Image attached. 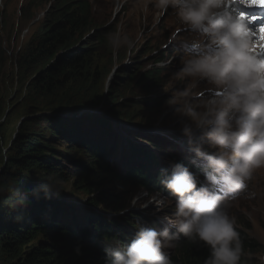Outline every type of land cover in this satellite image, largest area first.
<instances>
[{
    "label": "clouds",
    "instance_id": "clouds-1",
    "mask_svg": "<svg viewBox=\"0 0 264 264\" xmlns=\"http://www.w3.org/2000/svg\"><path fill=\"white\" fill-rule=\"evenodd\" d=\"M232 2L154 0L160 15L171 11L180 24L174 39L183 51L180 66L171 75L184 82L183 87L172 89L157 123L170 113L176 118L179 132L171 139L187 149L188 154H179L187 163H172L176 155L167 152L172 143L165 144L166 151L155 148L153 154L164 164L155 187L163 189L145 187L130 204L159 210L171 201L174 219L168 216L165 226L154 222L148 226L147 218L137 212L136 224L117 219L112 230L118 236L94 238L104 249V264H174L173 248L183 239L208 250L203 264H241L243 241L230 209L241 195H255L246 191L248 182L264 169V32L253 30L248 19L232 10ZM180 33L190 36L181 40ZM107 39L116 51L135 46L121 31ZM175 59L157 60L156 67L167 68ZM108 117L124 126V120ZM132 136L136 143L149 146V141L138 142ZM44 191L45 198L51 199L47 187ZM17 195L21 197L17 203L27 201L26 194L17 191ZM240 229L252 239L245 228ZM75 251L82 254L79 245Z\"/></svg>",
    "mask_w": 264,
    "mask_h": 264
},
{
    "label": "trees",
    "instance_id": "trees-1",
    "mask_svg": "<svg viewBox=\"0 0 264 264\" xmlns=\"http://www.w3.org/2000/svg\"><path fill=\"white\" fill-rule=\"evenodd\" d=\"M36 1L41 0H31L27 6L30 7ZM48 1L50 6L45 11L42 25L37 29L30 43L20 52L15 71L8 74L2 27H0V108L4 106L2 93L8 83L17 84L21 90H24V99L30 100L28 103L33 110L44 114L35 118L38 125L44 124L46 131L50 132L47 138V135L34 133L30 127H26L19 137L18 148L13 149L11 156H8V165L9 162L20 164L16 171L30 166L48 174V178L66 181L65 167L59 161L60 156L55 154L58 152L56 145L60 142L73 143L77 149L91 156L90 160H92L90 163L80 161V171L72 173L75 188L88 193L101 183L94 180L96 175L105 174L106 178H112L113 183L124 181L142 188L159 189L155 187V179L160 174V170L164 169V164L153 152L155 148L162 151L163 147L153 143L149 138L151 135H135L136 139L141 137L149 141V146L138 144L133 140V146L123 152L115 149L118 143H112L109 150L107 144L114 136L108 128L112 124L115 126L119 124L105 117L102 127L82 130L78 127L80 122H73L67 118L68 114L77 112L81 107L92 108L102 102L101 97L96 99L93 94V89L102 76L99 68L92 64L93 52L99 46L111 49L107 38L113 25L104 27L103 24H97L98 18L95 17L91 0ZM2 22L5 25L6 21ZM151 52L152 50L149 49L147 55ZM162 58L160 56L158 60ZM157 62L155 61L152 69L144 71L142 81L140 80L147 85H155V87L148 86L149 94L140 100H143L148 109L153 111L148 121L149 126L155 125V109L165 99L164 97L158 99L155 94L158 83L161 82L159 76L165 70L156 67ZM115 83L117 84L116 79L114 86ZM118 101L112 102L111 109L106 105L105 112L127 122L134 121L136 113L130 110L122 111L121 104H116ZM1 130L3 129L0 123ZM1 138L5 139V136H0L2 173L0 186L6 189V170L10 172V168L7 166L2 168L6 154ZM159 154L164 155L162 152ZM182 157V155L173 156L171 161L186 164L187 160ZM18 174L17 172L13 176ZM17 191L26 194L28 201L19 206L16 213L11 209L5 216L0 214V256L5 257V264H90L93 260H98L97 263L104 262V249L94 238L98 234L118 236V233L112 230L113 224L97 222L94 215H86L89 226H84L80 221L76 223L78 213H72L68 219H63L62 216L66 215L63 210L41 199L37 193L33 194L23 189ZM7 192L8 190L6 194ZM3 195L4 192L2 198ZM101 199L102 194H99L92 197L89 202L97 205L103 202ZM134 213L130 212L123 220L133 224L137 218ZM13 214L14 217L11 219ZM95 230L98 234H95ZM238 231L243 241L241 264H246L247 254L257 252L259 244L255 240L248 239L242 229L239 228ZM77 245L80 246L82 254H77L75 251ZM207 255L208 250L202 245H194L183 239L177 246L176 254L171 257L174 264H203Z\"/></svg>",
    "mask_w": 264,
    "mask_h": 264
},
{
    "label": "rangeland",
    "instance_id": "rangeland-1",
    "mask_svg": "<svg viewBox=\"0 0 264 264\" xmlns=\"http://www.w3.org/2000/svg\"><path fill=\"white\" fill-rule=\"evenodd\" d=\"M30 1L0 0V9L2 10L0 27H2L1 32L3 33L7 58V74L15 71L16 61L20 52L30 43L37 29L42 25L45 11L50 6V1L41 0L28 7L27 5ZM241 1L247 3L249 0ZM91 2L95 17L98 18L97 24H103V26L113 25L110 34L114 31L126 33L130 39L135 41V46L131 49L121 47L118 51L112 47L108 49L106 46H99L93 52L94 60L92 64L94 67L99 68L100 75H102L93 89V94L96 99L101 97L102 102L92 108L81 107L77 112L68 114L67 118H70L73 122H80L78 127L82 130L102 127L105 117L108 118L109 116L105 112L106 105L111 109L112 102L119 100L116 104H121L122 111H134L136 115L134 116V121L129 120L130 123L124 120L125 123L121 120L124 123L122 127L112 124L108 128L114 136L112 137L113 140L107 144L109 150H111L112 143H118L115 149L121 152L125 151L130 146H133L132 135L138 134V136L151 135L149 138L153 140V143H158L163 147L164 149L161 148L163 151L167 149L165 148L166 143V146L168 143H172V147L167 149L170 154H188L184 146L171 139L173 133L179 132L176 118L170 113L164 117L162 122L157 123L164 110L165 101L172 94V89L184 86L183 81L176 80L171 75L178 68L177 66H180L179 57L183 51L178 47L177 40L174 39V37H177V29L180 28L177 17L171 11L168 14L160 15L159 10L154 7V0H91ZM244 3L241 2L242 6L246 7ZM25 6L27 8H24ZM234 6L241 7L240 4L236 3V0H233L230 5L231 8ZM4 20L6 21L5 25L2 22ZM186 35L190 36V34L180 33L178 39L182 40ZM149 49L152 52L147 55ZM160 56L166 60L171 57H176V59L167 68H164V72L159 76L161 82L158 83V90L155 91L157 92L155 94L158 99H163V97L165 99L155 109V126H149L148 121L153 111L148 109L149 107L145 105L143 100H140L149 94L150 89L148 86L155 87V85H147L144 81H141L144 71L152 69L153 64L155 61L157 62ZM131 75H133V78ZM114 79L117 81V84L115 83L116 86H114ZM2 98L4 99V106L0 108V123L3 130L0 131V136H5V139L1 138V140L3 141V150L6 154L2 168H6V166L10 168V172L6 170V189L0 186V214L2 216H5L11 209L14 212L17 211L18 207L22 205L17 203L21 198L17 195V190L23 189L31 191L33 194L37 193L41 199L50 204H55L57 209H62V212L66 214L62 216L63 219H68V216L72 213H78L76 223L80 221L84 226H89L86 215H94L97 222L113 225L114 221L123 219L130 212H137L138 216H145L148 221L147 219H144V221L148 226L153 222L156 225L162 223L165 226L170 221L169 217L174 219L172 213L175 208L174 206H169L171 201H168L167 206L159 210H156L153 206L144 210H141L139 205L132 208L130 204L132 196L141 194L140 190L144 188L124 181L113 183L112 178H106L105 174L98 175L99 177L96 175L94 180L96 179V181L98 180L101 183L88 193L75 188L73 185L74 175L72 176V173L80 171V161L90 163L92 160H90L91 156L87 155L83 150L77 149L73 143L60 142L56 145L58 152L55 154L60 156L59 161L65 167L66 181L48 178V174L46 175L39 169L31 168L30 166L24 170L22 168L16 171L20 164L9 162L8 165L7 160L8 156H11L12 150L18 148L19 137L21 133H24L25 128L30 127V130L34 133L45 134L47 138H49L50 132L46 131L44 124L38 125L35 118L44 114L33 110V107L28 103L30 100L26 101L24 99V90H21L20 86L8 83L2 93ZM113 122L116 123L117 121ZM153 128L155 129L153 130ZM164 135H167L165 139L162 138ZM137 141L148 142L141 137ZM163 153L166 155V152ZM108 157L109 155H107ZM17 172L19 174L13 176ZM1 182L2 173L0 170V185ZM118 185L122 186L123 190H118ZM45 187L52 193L51 199L45 198ZM6 190H8L7 194ZM246 191L255 193V195L247 198L241 195L240 198L233 202L230 212L235 215L237 226L245 228L248 231L249 238H254L259 242L257 252L247 254L248 261L246 264H264V169L257 170L253 179L248 182ZM99 194H102L101 200L103 202L97 205L89 202L92 197ZM143 202L142 198L140 203ZM96 211L103 212L106 216H100ZM107 211L114 213V215H109ZM13 217L14 214L11 219ZM135 221H133L134 224H136ZM91 228L93 229V227ZM94 232L98 234L96 230ZM176 251V247L173 248L171 255ZM97 261L93 260L90 264H104V262L97 263ZM5 263V257L0 256V264Z\"/></svg>",
    "mask_w": 264,
    "mask_h": 264
},
{
    "label": "bare ground",
    "instance_id": "bare-ground-1",
    "mask_svg": "<svg viewBox=\"0 0 264 264\" xmlns=\"http://www.w3.org/2000/svg\"><path fill=\"white\" fill-rule=\"evenodd\" d=\"M261 0H249L246 4L248 5H256L260 2ZM261 7H264V5H261ZM259 7V8H261ZM232 10L234 12H236L237 10H242V7H238V6H234L232 8ZM245 11V9H243ZM247 13H248V16H247V19L250 21L251 23V19L250 18H255L258 14H261L262 13V9H246ZM249 17V18H248ZM115 21V20H114ZM262 18L260 19H257L256 21H254L253 23H251V26L253 28V30L257 31V33L259 34L260 32H264V31H261L260 28H259V25L262 23ZM107 26V25H106ZM105 26V27H106ZM164 69V68H162ZM160 70V69H159ZM133 71V70H132ZM148 71V70H147ZM161 71V70H160ZM159 74V72L157 73ZM161 75V74H160ZM156 79V78H155ZM153 83H156V82H153ZM154 175V174H153ZM158 185V184H157ZM249 226V224H248ZM251 228V227H250ZM238 229V228H237ZM245 234V233H244Z\"/></svg>",
    "mask_w": 264,
    "mask_h": 264
},
{
    "label": "snow or ice",
    "instance_id": "snow-or-ice-1",
    "mask_svg": "<svg viewBox=\"0 0 264 264\" xmlns=\"http://www.w3.org/2000/svg\"><path fill=\"white\" fill-rule=\"evenodd\" d=\"M239 2H240V0H236V3H237V4H239ZM241 12H242V10H237L236 14H237V15H242L243 18L247 19V17H246L245 15L241 14Z\"/></svg>",
    "mask_w": 264,
    "mask_h": 264
}]
</instances>
